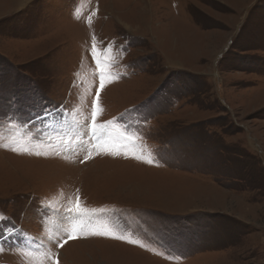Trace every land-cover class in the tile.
Listing matches in <instances>:
<instances>
[{
    "label": "rangeland",
    "instance_id": "rangeland-1",
    "mask_svg": "<svg viewBox=\"0 0 264 264\" xmlns=\"http://www.w3.org/2000/svg\"><path fill=\"white\" fill-rule=\"evenodd\" d=\"M101 69L127 156L92 147ZM0 137L51 146L0 147V264H264V0H0ZM77 196L146 247H58Z\"/></svg>",
    "mask_w": 264,
    "mask_h": 264
},
{
    "label": "snow or ice",
    "instance_id": "snow-or-ice-1",
    "mask_svg": "<svg viewBox=\"0 0 264 264\" xmlns=\"http://www.w3.org/2000/svg\"><path fill=\"white\" fill-rule=\"evenodd\" d=\"M95 13H93L94 15ZM89 24H91V17L88 20ZM109 51L111 49L109 48ZM92 55L96 58L97 65L99 66L102 63L100 57L96 55L95 44H93ZM119 79L118 75L113 76L111 73L108 74L107 82H112L113 80ZM106 85V75L101 69L100 72V81L99 88L95 93V99L93 101V111L91 116V139L95 141V144L92 146L93 149L99 154L101 151L106 152L107 154L118 156L125 155L127 156L129 150L133 149V144L136 139H139L137 135V130L132 129L128 131L130 125H125L124 130H120L118 134L114 135L110 125L114 124L115 121H108L106 123H98L97 118L102 114L103 108L100 103V91ZM45 115H49L47 109L44 112ZM125 117L130 118V113H125ZM73 119L75 120V116L73 115ZM3 137H0L2 140ZM0 147L5 149H9L18 154H28L35 156H48L49 151L42 150L44 148H51L50 145H45L40 142H35L31 146L25 142L24 139L13 140L10 143H0ZM133 158L135 159H144L145 162L152 164L155 163V160L151 157L145 158L142 153H137L134 150L132 151ZM92 158V151H89L88 156L85 159ZM66 215L69 217H73L74 221L71 225L70 230L68 231L67 238L56 239L54 242L58 247L62 248L64 244L68 242V240L79 239L81 237L88 236H100V237H108L117 240H125L130 244H136L140 247H146L145 244H142L138 239H133L130 236L118 235L116 232L110 228L107 224L102 223H92L90 220L85 219L84 217H90L89 210L84 208L80 202L79 196L76 197V202L71 204L66 210ZM75 217H79V219H75ZM9 219L3 213H0V221ZM11 231V229H9ZM6 249L3 246H0V253L4 252ZM27 255H32L31 252L26 253ZM40 256L51 259L55 262V264H59V261L56 258V254L53 253L50 249H45L39 253ZM173 258V257H170Z\"/></svg>",
    "mask_w": 264,
    "mask_h": 264
},
{
    "label": "bare ground",
    "instance_id": "bare-ground-1",
    "mask_svg": "<svg viewBox=\"0 0 264 264\" xmlns=\"http://www.w3.org/2000/svg\"><path fill=\"white\" fill-rule=\"evenodd\" d=\"M130 168V167H129Z\"/></svg>",
    "mask_w": 264,
    "mask_h": 264
}]
</instances>
